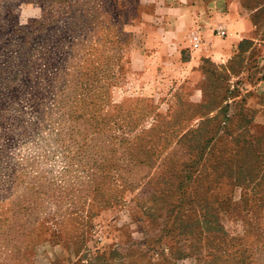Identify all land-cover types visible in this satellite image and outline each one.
Returning a JSON list of instances; mask_svg holds the SVG:
<instances>
[{
	"label": "rangeland",
	"instance_id": "rangeland-1",
	"mask_svg": "<svg viewBox=\"0 0 264 264\" xmlns=\"http://www.w3.org/2000/svg\"><path fill=\"white\" fill-rule=\"evenodd\" d=\"M0 264H264V0H0Z\"/></svg>",
	"mask_w": 264,
	"mask_h": 264
},
{
	"label": "crops",
	"instance_id": "crops-1",
	"mask_svg": "<svg viewBox=\"0 0 264 264\" xmlns=\"http://www.w3.org/2000/svg\"><path fill=\"white\" fill-rule=\"evenodd\" d=\"M192 9H194V10L197 9V5L194 6ZM196 19L198 21V18H196ZM244 35L245 34H243V33H239V34H233L231 36L226 37L225 45H226V49L228 50V52H230V49L233 47V45L237 44L240 41V39H242V37ZM207 46L209 48V45L208 44H207Z\"/></svg>",
	"mask_w": 264,
	"mask_h": 264
},
{
	"label": "built area",
	"instance_id": "built-area-1",
	"mask_svg": "<svg viewBox=\"0 0 264 264\" xmlns=\"http://www.w3.org/2000/svg\"><path fill=\"white\" fill-rule=\"evenodd\" d=\"M198 45H199V43L197 41L194 42V44H193L194 47H197Z\"/></svg>",
	"mask_w": 264,
	"mask_h": 264
}]
</instances>
